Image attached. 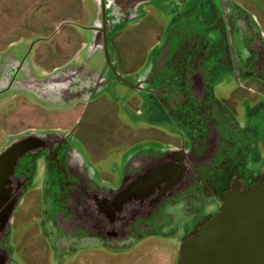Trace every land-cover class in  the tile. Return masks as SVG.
I'll return each instance as SVG.
<instances>
[{"label":"rangeland","instance_id":"rangeland-1","mask_svg":"<svg viewBox=\"0 0 264 264\" xmlns=\"http://www.w3.org/2000/svg\"><path fill=\"white\" fill-rule=\"evenodd\" d=\"M97 5L95 0H0V152L30 132L61 135L93 180L106 187L141 147L154 140L158 148L179 145L180 137L187 135L176 125L180 119L170 117L174 131L170 130L160 110L149 108L147 94L120 82L100 86L95 94L78 100L72 89L77 75L101 74L106 62L104 51L93 46ZM187 39L204 42L213 97L223 111L236 115L240 136L257 140L249 155L256 166V158L264 157V82L229 70L224 57L244 60L250 41L264 45V0H144L130 19L109 30L106 54L114 73L104 79L116 74L133 83L151 69L157 56H164L161 48H182ZM193 49L185 56L188 61L167 68L182 64L186 71L195 62ZM196 119L194 115L193 122ZM36 181L12 215V264H179L180 244L196 228L193 225L185 235L189 226L180 216L166 236L146 237L124 247L91 241L64 248L44 224L47 192L38 177Z\"/></svg>","mask_w":264,"mask_h":264},{"label":"flooded vegetation","instance_id":"flooded-vegetation-1","mask_svg":"<svg viewBox=\"0 0 264 264\" xmlns=\"http://www.w3.org/2000/svg\"><path fill=\"white\" fill-rule=\"evenodd\" d=\"M142 1H95L99 16L92 30L93 46L105 53L104 70L101 74L77 75L79 81L72 89L77 98L85 100L100 86L123 83L147 94L149 108L156 113L160 110L170 130L174 131L170 117L174 121L180 119L176 125L183 127L187 139L180 137L179 145L167 143L162 148L156 147L158 142L154 140L141 147L126 158L119 178L109 183V187L93 180L86 164L64 136H54L41 148L21 155L12 175V179L19 182L15 181L18 192L22 196L39 178L38 184L42 182L47 192L43 198L44 224L55 242L64 248L72 242L91 241L112 242L124 247L146 237L166 236L180 216L186 217L189 226L185 235L196 226L194 234L187 235L188 238L217 214L227 192L233 188H249L258 182L264 171L262 154L256 158V166L249 160V155L256 150L257 140L240 136L234 122L236 115L223 111L213 97L205 69L204 42L187 39L182 48H161L164 56H157L151 69L133 83L116 74L111 80L104 79L113 72V64L106 54L108 32L130 19ZM190 47L196 49L193 61H198V68L190 72L184 71L182 64L176 69L167 68L170 63L188 61L185 56L190 57ZM263 53L264 45L252 40L245 48L244 60L229 57L224 60H228V69L238 75L264 82ZM261 93L264 96V86ZM213 100L216 104H211ZM189 102L191 109L187 108ZM3 216L1 213L0 218ZM10 224L4 234L0 231V264H12Z\"/></svg>","mask_w":264,"mask_h":264},{"label":"water","instance_id":"water-1","mask_svg":"<svg viewBox=\"0 0 264 264\" xmlns=\"http://www.w3.org/2000/svg\"><path fill=\"white\" fill-rule=\"evenodd\" d=\"M54 136L61 135L30 132L0 152L2 234L21 198L19 182L12 179L17 160ZM179 264H264V171L256 184L233 188L223 196L217 214L181 242Z\"/></svg>","mask_w":264,"mask_h":264},{"label":"crops","instance_id":"crops-1","mask_svg":"<svg viewBox=\"0 0 264 264\" xmlns=\"http://www.w3.org/2000/svg\"><path fill=\"white\" fill-rule=\"evenodd\" d=\"M197 62V63H196ZM192 68H198V61H195V63H193L192 65H189V67H188V69H187V71H191L192 70ZM95 78V77H94ZM51 91V90H50ZM50 91H49V93H50ZM53 91H55V89H53ZM56 94V93H55ZM49 99H50V101H52L51 100V97H49ZM80 98H78V100H79ZM82 100H83V98H81ZM80 99V100H81ZM53 102V101H52Z\"/></svg>","mask_w":264,"mask_h":264}]
</instances>
